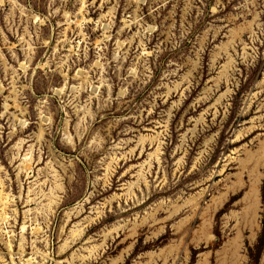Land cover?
Returning <instances> with one entry per match:
<instances>
[{
    "label": "rangeland",
    "instance_id": "rangeland-1",
    "mask_svg": "<svg viewBox=\"0 0 264 264\" xmlns=\"http://www.w3.org/2000/svg\"><path fill=\"white\" fill-rule=\"evenodd\" d=\"M0 214V264H264V0H0Z\"/></svg>",
    "mask_w": 264,
    "mask_h": 264
},
{
    "label": "bare ground",
    "instance_id": "bare-ground-1",
    "mask_svg": "<svg viewBox=\"0 0 264 264\" xmlns=\"http://www.w3.org/2000/svg\"><path fill=\"white\" fill-rule=\"evenodd\" d=\"M82 16H83V15H81V17H82ZM61 92H62V91H60V93H61ZM57 93H59V91H58ZM1 196H2V195H1ZM4 200H5V199H4ZM3 211H4V210H3ZM0 215H2V214H0ZM5 215H6V214H5ZM5 217H6V216H5ZM5 217H4V218H5ZM7 219H8V216H7ZM5 220H6V218H5ZM6 221H7V220H6ZM25 228H27V227H25ZM25 228H24V229H25ZM25 230H26V229H25ZM25 230H24V231H25ZM28 261H32V259H29Z\"/></svg>",
    "mask_w": 264,
    "mask_h": 264
}]
</instances>
